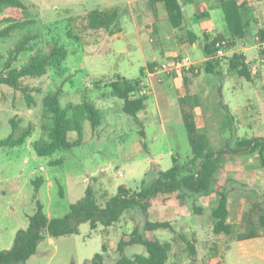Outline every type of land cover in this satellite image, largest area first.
I'll use <instances>...</instances> for the list:
<instances>
[{"label": "rangeland", "instance_id": "374dc122", "mask_svg": "<svg viewBox=\"0 0 264 264\" xmlns=\"http://www.w3.org/2000/svg\"><path fill=\"white\" fill-rule=\"evenodd\" d=\"M25 1L28 15L36 18L37 21L22 30H14L9 36L0 39V71L9 50L27 30L38 35L37 45L40 49L49 51L50 43L56 42L65 46L67 56L61 64V71L55 70L41 77L23 79L24 84L41 90V92H32L34 103L30 106L26 105L19 91H14L8 85L0 83V140L11 132L9 119L14 115L21 118L22 126L28 123L34 125L31 136L23 144L11 148L0 147V250L9 249L16 232L28 226L29 219L35 212L36 202L43 204L45 213L49 217H61L72 203L84 195L87 186L93 188L98 201L103 203V199L114 194L120 184L135 188L148 170H151L147 176L150 179L152 173L169 168L172 165L173 155H178L182 162H187L190 145L181 117L179 101L175 99L176 94L172 90L169 103L163 105V102L157 99V89L152 86L154 83L163 87L165 81H171L178 83L183 93H199L218 117L222 115L223 110L216 91L218 82L220 84V80H224L221 99L228 105L234 117L237 128L235 134L240 137L264 134V130L261 129V125L264 124V60H261L263 55L259 46L257 25L247 22L246 36L236 39L234 45L237 48L253 46L257 51L252 49L245 51L246 56L251 60V65L260 70V77L252 82L227 71V58L233 54L230 52L233 46L227 45L229 52L226 56H214L219 63L218 69L222 71L221 77L212 74L206 77L205 63L197 62L198 58L203 56L199 47L194 48L191 57H186L181 54L183 50L180 49L178 41L171 44L172 48H178L176 50L180 54L156 62V67L161 63L172 65L175 61L193 62V64L145 77L146 95L155 94V99L147 107L154 114L166 112L171 123V127L166 129L165 136L159 134V128L152 130L157 135L155 142L150 143L148 141L150 134L147 137L150 130L145 127L147 121L135 119L124 113L122 100L110 96L108 86L116 75L127 78L141 77L140 69L144 63L140 45L147 49L151 45L150 37L143 34L139 39L129 16L119 18L121 31L117 32L113 39L103 40L108 33L104 30L85 32L81 18L87 8L88 3H85L87 0ZM74 8L84 10L74 14L76 12ZM216 15H221V12ZM136 18L138 25H141V22L147 25L148 12L140 9ZM4 26L5 24H0V29ZM216 35L209 40H213ZM229 39L231 38L224 37L225 42L227 40L230 43ZM203 41H205L204 37ZM169 43L166 42V45ZM28 55V52L22 53L16 65L25 62ZM183 77L187 81L182 84L180 81L185 80ZM197 87L203 88V91L199 89L196 92ZM58 88L61 93L59 96L61 106H65L67 102L79 103L87 99L94 102L102 111L103 120L97 127H92L88 120H84L81 142L78 145L70 149L57 150L49 156H39L35 153L32 143L45 137L40 128L42 120L50 122L42 119V98L47 92ZM150 122L155 127L158 124L156 119ZM252 122L260 128H251ZM150 128L154 129V127ZM67 136L70 141L79 137L75 131L69 132ZM153 158H157L159 163L151 162ZM54 159H61V163L49 164V161ZM37 177H42L43 182L36 191L32 181ZM159 201L162 205V201ZM139 219L135 211L128 210L106 232L101 231L103 226L100 224L92 230L89 222H82L79 224L77 234L57 236L52 238V241L48 237L42 239L37 245L36 252L23 264H91L92 258L97 253L102 254L103 264H117L119 257L116 252L117 242L123 234L133 230V224ZM245 224L237 226L234 223L231 236L216 235L212 244L211 241H206L207 235L204 236L205 244L213 245V248H207L211 254L203 261L199 243L196 246L199 255L196 261L191 260L193 256L184 247L183 240L189 239L191 237L189 234L177 236L172 235L169 230L160 229L157 236L165 242L168 236L172 235L174 255L168 260V264H177L176 262L264 264V237L253 239L252 244L256 245V251L251 255L245 253V249L239 247L236 241H232L238 232L249 229V225L245 227ZM136 253H145V248L140 244H134L127 246L124 252L128 257Z\"/></svg>", "mask_w": 264, "mask_h": 264}, {"label": "trees", "instance_id": "16d2710c", "mask_svg": "<svg viewBox=\"0 0 264 264\" xmlns=\"http://www.w3.org/2000/svg\"><path fill=\"white\" fill-rule=\"evenodd\" d=\"M181 1L191 0H146L149 9L155 14L156 4L162 2L165 6L167 21L171 27H181L183 14ZM25 0H0V24L5 26L0 29V39L7 37L14 30H22L34 24L37 19L28 15ZM220 6L224 14V20L228 29L230 43L234 46L236 39L244 38L247 34V21L245 20V6L236 0H220ZM121 10L116 7L96 8L87 11L82 16V25L85 29L113 31L117 28L118 17ZM195 36L193 35V40ZM259 42L264 39V30L258 31ZM38 35L27 30L15 42L8 52L2 70L0 71V83L6 84L14 91H19L26 105L34 103L32 92H41L38 87H29L24 84L25 78H37L50 73L61 71V64L67 56V50L63 44L51 42L49 51L40 49L37 45ZM224 40V36L217 34L213 40L205 38L202 45L203 54L208 58L204 64L205 71L221 77L222 71L218 69L219 63L214 59V44L216 41ZM29 55L25 62L16 65L22 53ZM264 54V49H261ZM228 59L227 71L236 73L238 76L252 81L253 75L249 69V63L241 52H234ZM155 63H149L148 68L152 69ZM144 67L140 69L143 74ZM187 81V79H185ZM109 95L122 100L124 113L137 119V115L146 106L147 95H139L140 78H127L116 75V78L108 84ZM222 81L218 86L220 105L227 114L228 122H233L228 106L221 99ZM60 89L47 92L42 98V120L40 128L45 134L32 143L35 153L39 156H49L60 149H70L81 142L82 124L88 120L92 127L101 125L103 120L102 111L94 102L84 99L79 103L67 102L61 106L59 96ZM181 117L187 133L190 145V156L187 162H182L178 155L172 156V165L165 170H158L151 174L148 179V170L139 185L135 188L120 184L114 194L106 196L103 203L96 197L91 186H87L84 195L69 206L68 211L61 217H49L41 202H36L34 214L30 217L28 226L19 229L9 249L0 250V264H23L36 252L38 243L45 237H57L67 234H77L79 224L89 222L90 228L95 230L98 224L103 226L102 230L108 229L116 223L128 210L137 213L140 219L130 233L123 234L116 245L118 253L117 264H168L172 253L171 242H161L154 235L157 229L169 228L171 225L165 221H151L148 218V210L152 201L160 194H172L182 201H191L193 212L200 213L202 208L198 205V197L211 193L217 194V202L211 209L212 231L214 234L229 235L231 226L228 222L230 213L227 204V195L236 185L230 187V182H237L225 179L221 182L219 161L228 154L258 153L260 164L264 167V136L234 137L227 139L219 150H215L219 142L217 136L209 137L199 133L194 119V108L199 102L197 94L185 93L178 98ZM166 101L163 102V105ZM21 118L17 115L9 119L11 132L0 140V147H15L23 144L31 136L34 129L32 123L26 126L21 125ZM75 131L78 139L70 141L68 133ZM232 138V137H231ZM61 163V159L50 160L49 164ZM153 172V170H152ZM34 189L37 191L43 182L42 177L33 181ZM239 188V187H238ZM241 190V189H240ZM256 216L257 226L254 225L251 217ZM247 221L250 229L238 233V239L252 238L258 236V229L264 232V193L259 202L254 203L248 214ZM149 233V236H146ZM188 252L195 255V247L192 241H186ZM140 244L145 248V253H136L132 257L124 254L125 248L130 245ZM105 249V246H103ZM91 264H103L101 253H97L91 260Z\"/></svg>", "mask_w": 264, "mask_h": 264}, {"label": "crops", "instance_id": "0c3cea01", "mask_svg": "<svg viewBox=\"0 0 264 264\" xmlns=\"http://www.w3.org/2000/svg\"><path fill=\"white\" fill-rule=\"evenodd\" d=\"M236 1L239 4H242L243 6L246 7L245 20L247 22H250V24L253 23L257 25V31L264 30V0H236ZM85 3H88L86 6L87 8L85 7L86 10L84 9L80 10L77 9L78 8L77 7L74 8L76 11L74 14L76 13L78 14V12L82 10H84L83 12L86 13L87 11L96 8L116 7L121 10V13L118 17L117 28L111 32L104 30L109 34L107 33L104 36L103 40L113 39V36L117 32L121 31L119 18L122 16H129V18L132 20V22L135 25L136 35L139 39L143 34L150 37L149 42L151 43V45H149L147 49L143 48V46L140 45L143 54V63H144L142 66L144 67L143 74L140 77V80L142 81H144L147 74L148 76H151V74L148 73L149 63L164 61L168 57L171 56L176 57L178 54H180L179 51L176 50L178 48H172L171 46V44L176 43V41H178L180 45V49L183 50L181 54L186 57H191L190 55L194 53L193 52L194 48L199 47L202 50V45L204 43L203 37L204 38L208 37L209 39H211V37H213L216 34H222L226 38L230 37L224 20V14L220 6V0H191L190 2L181 1L180 5L183 14V24L181 27H176V28L171 27V25L168 23L165 6L162 2H158L156 4L155 14L149 9L146 0H87L85 1ZM79 8H81V5ZM140 9L146 10L148 12L149 21L147 25H144L142 22L141 25H138L136 14ZM219 11L221 12V15H216ZM88 30L91 29H85V32H88ZM99 30H103V29H99ZM193 35L196 37V38L194 37L195 38L194 40H193ZM166 42L168 43L170 42L169 45H166ZM235 47L236 46H233L230 52L233 53L241 52L245 55L246 61L249 63V69L253 75L252 81L257 77H260L259 68L253 67L251 65L252 64L251 60H249L245 54V51L249 49L255 51L256 49L253 46L250 47L244 46L238 48ZM207 60L208 58L203 54L202 58H198L197 62L200 64V63H205ZM205 74L206 77H208L212 73L206 71ZM149 81H151V79ZM184 81L185 80L182 79V81L180 82L183 84ZM218 85H220L219 82ZM152 86L153 88L157 89L158 92L156 94L157 99H159L161 102L166 101L169 103V96L171 95L172 90H174L173 92H175L176 94L175 99H178L181 95L186 93V92L184 93L182 92L181 87L178 83H173V82L171 83V81H165L163 87L156 85V83H154V85ZM176 89L178 90L176 91ZM199 89L203 91L202 90L203 88L197 87L196 92L199 91ZM216 92L218 93V86ZM195 94H197L199 97V102L194 108V119L196 123V128L199 133H204L209 137H213V136L218 137L219 142L216 143V146L214 148L215 150H219L221 148V145H223L227 139L230 138L231 140H233L235 136L240 137L237 136V134H235L237 128L234 123V117L231 112L230 113L232 115L233 122H228L229 119L227 118V114L223 108H221L223 110L222 115L220 114L217 117L211 111L210 105H208L205 102L203 97L199 93H195ZM154 99H155L154 93L151 94L150 96H147L145 108L142 111H140L137 115V118L145 119L147 121L145 122V127H148L147 130H150V132L147 133V137L150 134L148 140L150 141V143H154L156 140L157 134L154 132L155 130L159 128L160 131L159 134L161 133L162 136H165L167 127L169 128L171 127L170 118L168 117L166 112L154 114L147 107V105ZM223 103L225 102L223 101ZM219 104H220V99H219ZM152 119H156L158 121L156 127L153 126V124L150 122V120ZM150 127H154V129H151ZM250 127L256 129L260 128L258 126H255L253 122L250 123ZM263 128H264V124L261 125L262 130H264ZM254 136H264V134L261 135L253 134V136L251 137ZM151 162L155 164L158 162V159L153 158ZM218 164L222 178L221 182H223V180L225 179H231L237 182L236 184L230 182V187H233L235 185L237 187H235L233 190H230V192L227 195V204L230 209L228 222L231 226V233L229 235H224V234L217 235V236L224 235L225 237H229L232 234L234 223L237 224V226H239L242 223L244 224L246 223L245 227L249 225V229H250V224L245 217L246 214L250 212L252 205L254 203L259 202L260 198L262 197V194L264 193V167L259 162L257 152L251 154H240V153L228 154L222 157ZM159 200L162 201L161 202L162 205H160ZM197 202L198 205H200V207L202 208V211L200 213L193 212L191 201L189 200H187L186 202L180 201L176 197V192L172 194H160L153 199L152 205L148 210V218L151 221L168 222L171 225L172 230L169 228H166V230H169L172 235L176 234L177 236H186L187 234H189L191 237L189 239L184 238L183 240L184 247L188 249L186 241L193 242V245L195 247V255H192L193 257L191 258V260L196 261L199 258L196 248L197 244L199 243L201 246L200 256H201V260L203 261L208 259L209 255L211 254L207 248L208 247H210V249L213 248V245L210 244L207 245L205 244V242L211 241L212 244L216 239V234H214L212 231L213 218L211 216V209L213 206H215L217 202V194L211 193L208 195L199 196ZM251 219L254 225L257 226L256 216L252 215ZM136 225L137 222L136 224H133V228ZM102 229L101 231L103 232ZM108 229H106L104 232L108 231ZM158 230L160 229L154 231V235L157 238H159L157 236ZM238 233H242V232H238ZM172 235L168 236V238L165 240V242L166 241L171 242V245H172V241H171ZM206 235H207L206 241H204V236ZM146 236H149V233H146ZM262 237H264V232L262 228H259L258 236L256 237L238 239L236 236V238L233 239L232 241H236L239 247H243L245 249L246 251L245 253L247 254L249 253L251 255V253H254L256 251V245L252 244L253 239L262 238ZM52 238L53 237H48L50 241H52ZM159 240L163 242L161 238H159ZM173 255L174 254L172 251L170 258ZM176 263L180 264L181 262H176Z\"/></svg>", "mask_w": 264, "mask_h": 264}, {"label": "built area", "instance_id": "2783aa9c", "mask_svg": "<svg viewBox=\"0 0 264 264\" xmlns=\"http://www.w3.org/2000/svg\"><path fill=\"white\" fill-rule=\"evenodd\" d=\"M259 46L260 49H264V39L262 41L259 42ZM214 48H215V52L213 54V57H224L227 55V53L229 52V49L227 48V43L224 40L221 41H216L214 44ZM263 57L261 58V60H264V54H262ZM191 64H193V62H186V63H180V62H174L172 65H170L169 63H161L158 64L159 66H157V64H155L152 69H150V71H148L149 74H156L160 71H165V70H169L171 68H180L182 66H190ZM156 68V69H155ZM148 76V74H147ZM148 80V79H147ZM146 82L145 81H140V90L138 92L139 95H143L147 93L146 87H145ZM120 175H122V173H120Z\"/></svg>", "mask_w": 264, "mask_h": 264}]
</instances>
